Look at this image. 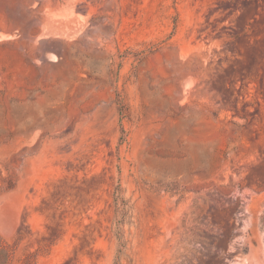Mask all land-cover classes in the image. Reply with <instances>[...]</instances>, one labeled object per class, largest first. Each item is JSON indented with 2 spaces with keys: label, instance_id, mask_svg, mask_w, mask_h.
<instances>
[{
  "label": "rangeland",
  "instance_id": "374dc122",
  "mask_svg": "<svg viewBox=\"0 0 264 264\" xmlns=\"http://www.w3.org/2000/svg\"><path fill=\"white\" fill-rule=\"evenodd\" d=\"M0 264H264V0H0Z\"/></svg>",
  "mask_w": 264,
  "mask_h": 264
},
{
  "label": "bare ground",
  "instance_id": "6f19581e",
  "mask_svg": "<svg viewBox=\"0 0 264 264\" xmlns=\"http://www.w3.org/2000/svg\"><path fill=\"white\" fill-rule=\"evenodd\" d=\"M68 37H70L69 36V34H68ZM79 41H80V39H79ZM80 43V42H79ZM81 43H83V42H81ZM82 46V49H86V50H88L89 52L91 51H96L97 50V46H96V44L94 43V44H88V45H86V43H85V45H81ZM99 50V49H98ZM64 53H67V52H64ZM63 53V54H64ZM99 53H101V52H99ZM55 56V55H54ZM51 57H53V55L51 56ZM47 59H50L49 57H46ZM65 60V59H64Z\"/></svg>",
  "mask_w": 264,
  "mask_h": 264
}]
</instances>
